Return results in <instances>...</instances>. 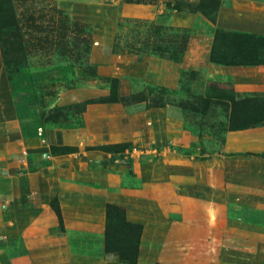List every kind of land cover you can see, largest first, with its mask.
Returning a JSON list of instances; mask_svg holds the SVG:
<instances>
[{
	"label": "rangeland",
	"instance_id": "1",
	"mask_svg": "<svg viewBox=\"0 0 264 264\" xmlns=\"http://www.w3.org/2000/svg\"><path fill=\"white\" fill-rule=\"evenodd\" d=\"M16 2L56 6L65 25L0 43V167L52 168L9 148L53 136L46 151L66 164L39 196L59 210L62 244L86 248L91 264H128L105 248L135 245L124 216L140 226L134 264H264V119L246 110L264 114V47L215 43L198 0ZM255 12L236 19L257 24ZM107 203L122 214L106 217ZM5 204L0 196V264L14 244Z\"/></svg>",
	"mask_w": 264,
	"mask_h": 264
},
{
	"label": "crops",
	"instance_id": "2",
	"mask_svg": "<svg viewBox=\"0 0 264 264\" xmlns=\"http://www.w3.org/2000/svg\"><path fill=\"white\" fill-rule=\"evenodd\" d=\"M244 7L255 9L257 11L255 14H250L253 11L249 14L258 16L261 21L256 24L247 18L244 21L236 19L237 11ZM211 25L216 29L224 31L232 30L264 36V2L256 0H222L219 10L216 13L215 23ZM217 40H215V43ZM44 139H47L49 142L55 141L53 140V136H48ZM44 139L39 136H24L20 144L13 143L9 149L12 154L18 153L21 149L29 153H40L41 157L35 158L37 160L28 159V162H50L51 165L53 164L52 168L42 170V167L37 169L31 167L16 172L18 167H14L13 165L5 164L0 167V196L6 200V210L8 212L10 211L5 216L6 237L14 243L13 247H8L4 253L5 258L3 263L91 264L90 254L86 248L83 252L79 253L77 251L74 252L71 245L66 244V242L62 244L60 233L57 230V217L40 199V191L53 190V181L58 178L55 167L66 164V162L60 161L58 157L49 156L46 151L48 144L44 143L46 141ZM49 158L52 159L50 160ZM19 167L24 168V165ZM66 174V177L70 178L71 171L68 170ZM31 193H33V196ZM26 196L33 199L34 205L27 208L30 209L28 210L29 214H16L18 210H27L26 205L29 198ZM61 211L65 221V212L62 207ZM17 236L19 238L13 242V237ZM114 255L107 253L101 257V260H109L110 257H116Z\"/></svg>",
	"mask_w": 264,
	"mask_h": 264
},
{
	"label": "trees",
	"instance_id": "3",
	"mask_svg": "<svg viewBox=\"0 0 264 264\" xmlns=\"http://www.w3.org/2000/svg\"><path fill=\"white\" fill-rule=\"evenodd\" d=\"M221 0H198L196 10L209 22L213 23L215 21L216 13L219 10ZM28 11L30 13H28ZM60 13V10L56 6H50L46 9H18L16 0H0V43L3 45L7 39L6 35L11 31H40V32H48L53 31L57 28H64L65 22L60 21L58 18L54 17L53 14ZM56 14V15H57ZM58 20L59 26H55V20ZM53 28V29H52ZM217 39H226L231 40L235 45L241 48H245L246 46H250V48H258L264 47V37L254 36L250 33H242V32H232V31H222L219 29L214 30L213 41ZM250 61H245V63ZM250 63H255L252 61ZM112 101H116L115 99ZM255 104V103H254ZM256 105L250 107L251 110L250 115L255 117H259L264 119V114H262V109H258ZM258 113V114H257ZM254 117V118H255ZM259 118H256V121H259ZM239 127V126H238ZM111 210L118 211L122 214V210L118 205L107 203L105 206L106 217L109 215ZM54 212L57 216L58 222L61 221L60 213L58 208H54ZM123 226H125L128 230L135 229L136 237H135V245L127 246L125 249L115 248L110 246V242L105 240V248L107 252H116L117 258L121 262H125L128 264H134L135 258L138 254V243H139V231L140 226L135 223H129L125 220L124 216L122 217ZM109 227L104 228V234L107 236L109 232Z\"/></svg>",
	"mask_w": 264,
	"mask_h": 264
}]
</instances>
